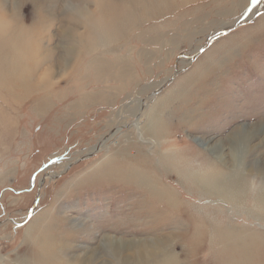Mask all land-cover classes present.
I'll list each match as a JSON object with an SVG mask.
<instances>
[{
	"label": "rangeland",
	"instance_id": "rangeland-1",
	"mask_svg": "<svg viewBox=\"0 0 264 264\" xmlns=\"http://www.w3.org/2000/svg\"><path fill=\"white\" fill-rule=\"evenodd\" d=\"M53 255L264 264V0H0V264Z\"/></svg>",
	"mask_w": 264,
	"mask_h": 264
},
{
	"label": "bare ground",
	"instance_id": "bare-ground-1",
	"mask_svg": "<svg viewBox=\"0 0 264 264\" xmlns=\"http://www.w3.org/2000/svg\"><path fill=\"white\" fill-rule=\"evenodd\" d=\"M140 109V108H139ZM138 126V125H137ZM105 146V144L103 145V147ZM93 151H95V150H93ZM93 152H91L90 154H92ZM89 154V155H90ZM154 246V245H153ZM44 247H46V246H44ZM44 247H43V249H44ZM148 248V247H147ZM146 247H144V246H142V245H139V246H137V251L138 252H136V254H137V256H138V258H140V259H142V260H144L145 259V257H147V255H150L151 253L148 251L149 250V248L147 249ZM155 249V248H154ZM62 251V250H61ZM156 250H154V252H155ZM64 252H66L65 250H64ZM152 252V251H151ZM150 253V254H149ZM65 254V253H64ZM135 254V255H136ZM154 254V253H153ZM60 255H63V253L62 254H60ZM65 256V255H64ZM85 256V255H84ZM87 256V255H86ZM43 257V256H42ZM46 258H45V261H43V262H49V264L51 263V264H60L59 263V258H58V256L57 255H53L52 256V258H51V256H45ZM40 259H42V258H40ZM90 261V258L88 257H84L83 259H80V258H75L74 257V259H68V261H64L63 263L64 264H85V263H87V262H89Z\"/></svg>",
	"mask_w": 264,
	"mask_h": 264
},
{
	"label": "water",
	"instance_id": "water-1",
	"mask_svg": "<svg viewBox=\"0 0 264 264\" xmlns=\"http://www.w3.org/2000/svg\"><path fill=\"white\" fill-rule=\"evenodd\" d=\"M251 11H252V9H250V10L246 13V15L243 17L242 21L246 20V19L249 17V15L251 14ZM240 23H241V22H239V23L233 28V30L237 29V27L239 26ZM230 32H231V31H230ZM230 32H227V33H230ZM177 75H178V72H176L175 76L169 81V83L172 82V81H174V80H175V77H176ZM169 83H168V84H169ZM166 87H167V85L163 86V87L159 90L158 93L162 92ZM128 127H130V126H128ZM119 129H121V128H119ZM117 130H118V129H117ZM110 136H112V134H111Z\"/></svg>",
	"mask_w": 264,
	"mask_h": 264
}]
</instances>
